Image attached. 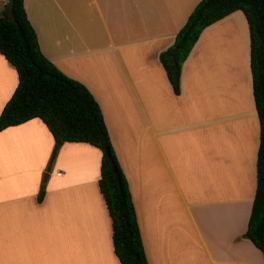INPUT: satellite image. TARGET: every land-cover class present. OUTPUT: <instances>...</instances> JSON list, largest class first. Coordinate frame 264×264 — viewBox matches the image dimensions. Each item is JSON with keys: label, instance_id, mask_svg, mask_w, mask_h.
Returning a JSON list of instances; mask_svg holds the SVG:
<instances>
[{"label": "crops", "instance_id": "1", "mask_svg": "<svg viewBox=\"0 0 264 264\" xmlns=\"http://www.w3.org/2000/svg\"><path fill=\"white\" fill-rule=\"evenodd\" d=\"M199 1L23 6L43 55L101 108L148 264H264L244 237L259 145L244 14L201 31L178 94L158 58ZM16 85L0 54V111ZM53 147L38 118L0 131V264H120L97 185L101 151L64 142L50 161Z\"/></svg>", "mask_w": 264, "mask_h": 264}, {"label": "trees", "instance_id": "2", "mask_svg": "<svg viewBox=\"0 0 264 264\" xmlns=\"http://www.w3.org/2000/svg\"><path fill=\"white\" fill-rule=\"evenodd\" d=\"M237 10L244 14L248 26L252 93L259 121L256 187L244 237L264 259V0H200L158 58L173 92L178 94L181 65L201 31ZM0 54L17 74V85L0 111V131L40 119L54 141L50 161L64 142L98 148L101 163L97 185L111 221L113 252L120 264H148L128 183L116 160L101 108L84 84L62 73L43 55L23 0H13L11 20L4 11L0 14ZM106 147L115 172L106 158ZM43 194L41 188L38 201Z\"/></svg>", "mask_w": 264, "mask_h": 264}, {"label": "water", "instance_id": "3", "mask_svg": "<svg viewBox=\"0 0 264 264\" xmlns=\"http://www.w3.org/2000/svg\"><path fill=\"white\" fill-rule=\"evenodd\" d=\"M12 4H13V0H8L7 4H6V18L9 19V20L12 19ZM104 152H105L106 158H107L112 170L115 172L116 168H115L113 160H112V158L110 156L109 149L106 147L104 149Z\"/></svg>", "mask_w": 264, "mask_h": 264}, {"label": "rangeland", "instance_id": "4", "mask_svg": "<svg viewBox=\"0 0 264 264\" xmlns=\"http://www.w3.org/2000/svg\"><path fill=\"white\" fill-rule=\"evenodd\" d=\"M116 160H117V158H116ZM117 162H118V160H117ZM118 164H119V162H118ZM120 166V165H119ZM121 168V167H120Z\"/></svg>", "mask_w": 264, "mask_h": 264}]
</instances>
